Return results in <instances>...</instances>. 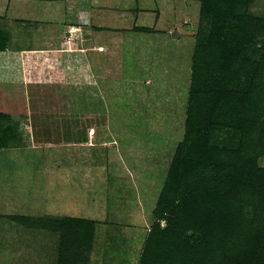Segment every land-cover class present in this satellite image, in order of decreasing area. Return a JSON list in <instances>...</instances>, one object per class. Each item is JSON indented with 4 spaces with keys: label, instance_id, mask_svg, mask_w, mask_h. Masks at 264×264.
<instances>
[{
    "label": "rangeland",
    "instance_id": "1",
    "mask_svg": "<svg viewBox=\"0 0 264 264\" xmlns=\"http://www.w3.org/2000/svg\"><path fill=\"white\" fill-rule=\"evenodd\" d=\"M99 1L96 17L76 24L92 0H0V264H59L62 237L49 228L65 219L81 221L91 242L78 244L77 264L241 263L256 245L251 208L222 229L182 224L172 199L210 173L174 192L170 175L203 145L226 160L250 146L246 164L264 169V151L253 157L259 137L264 150L263 103L250 131L231 108L234 92L260 89L247 70L264 62V0H212L210 12L211 0ZM216 7L231 18L228 32L244 25L239 57L248 63L233 59L230 72L208 56ZM196 60L212 89L200 109L191 97ZM212 93L225 96L216 113ZM248 172L238 196L251 199ZM213 185L203 188L209 207L221 191ZM258 244L264 264V236Z\"/></svg>",
    "mask_w": 264,
    "mask_h": 264
},
{
    "label": "trees",
    "instance_id": "2",
    "mask_svg": "<svg viewBox=\"0 0 264 264\" xmlns=\"http://www.w3.org/2000/svg\"><path fill=\"white\" fill-rule=\"evenodd\" d=\"M205 5V12H210V6H213L212 0L210 2L206 1ZM214 11V17L211 19V26L215 29L211 30H214L212 33L217 34L218 36H212V38L209 39L210 49L208 51V56H218L221 61H223L224 67H227L230 72L231 68L229 66L231 65L227 63L231 60H238L242 64L248 63L245 58L241 59L239 57L243 48L242 40L238 35V31L243 29L244 25L240 20H238L234 22L232 25L233 27L228 32L226 26L228 23H232L230 16L227 15L228 13L224 12V10L221 11V9L217 7ZM207 61L208 59L204 58L203 62L207 63ZM203 69L204 66L198 60H196L193 69L194 83L191 90V97L193 100H196V102H201L199 104V109L203 106L202 103L204 104L206 101L203 97V93L212 90L211 88L203 87L204 75L201 72ZM247 72H252V77L259 78L260 89L257 92L262 91L263 93L264 62L256 63L254 67L251 70H247ZM224 84H227V82L225 81ZM257 92L253 93L252 89H250L249 93L247 94L234 92L235 101L238 103L231 106L232 112H235V108L238 105L242 111L244 121L249 122L250 119L252 121L254 111L262 113V108L259 102L263 103L264 105V98L262 99V95L258 96ZM209 95L212 97L207 95L208 98L210 97V101L214 100L213 104L215 106L214 108H211V110L214 111L213 113H216V110H218L219 107L223 108L219 103L225 96H222L221 93H218V95H214L213 93ZM257 100H259V102H257ZM199 109L197 111H200ZM191 111L193 110L191 109ZM211 117L214 121L212 114ZM251 121L247 125L242 124L241 129L245 130L246 128V131H250L252 128L250 125ZM260 123L261 125L264 124V116L260 117ZM197 127L194 126L195 130L199 135L202 136V133L200 132L201 125L197 124ZM260 138L261 137H259L258 141L255 143H260ZM259 143L254 149L253 157L261 155L262 151H264L260 149L261 147H259ZM205 147L206 146L203 145L201 147V151H199V153H197L194 157L186 156V158L184 156L182 157V161H179L178 159L175 161L172 173L170 175L171 183L174 186L171 189V192L177 190L175 186L179 187V183H186V179L189 178V176H192V174L195 172H199L201 174L203 172L202 170L208 169L210 176L206 178L205 181L201 180V183L195 184L188 188L185 193H180V196L172 199L169 206L180 209L181 216L178 217L180 220L178 222L183 224L190 222L192 223L196 220V222H198L196 226L204 229H208L210 227L214 229L225 228L232 221L238 222L235 214H239L240 209L246 210V208H251V211L248 214L251 215V226H249V228L252 230L253 237L256 239L255 247L260 248L262 244L259 245L258 243L261 242L262 236H264V169L256 168L255 162H248L249 164H246L248 159L249 161H252L251 158H248L250 146L243 148L242 154L236 153V150H232L230 155H228L229 160H226V154L222 153L221 151L210 150L209 148ZM251 150L252 148L250 151ZM221 154L223 155L221 156ZM243 169L249 171L248 179H251V182L257 186L256 195L251 197V199L245 198V196H238L245 191V183H247L245 180L247 179V176L244 178V175L242 176L240 173L244 171ZM210 184H214L213 186L221 189L219 196L213 195L217 199V201L213 204V207H209L206 204L207 200L202 197V194L204 193L203 188ZM167 194L168 192L165 188L163 194L161 195L160 201H163L162 197ZM175 200L177 201L174 204ZM169 210L172 211V213H176V209L173 210L171 207H169ZM82 224L83 223L81 221L73 219H65L64 221L51 223V227L49 229L60 232L62 237L61 251L59 253V264H77L80 259V255L77 251L78 244L81 245L80 247L82 248H87L88 245H90V240L84 239V236L81 235L80 230H84L81 229ZM189 229L192 231V228ZM255 247L251 246L250 251H253V253L249 256H244L243 261L238 264H254L255 259H257L258 264H261V253L258 252ZM192 264L196 263L193 262Z\"/></svg>",
    "mask_w": 264,
    "mask_h": 264
},
{
    "label": "crops",
    "instance_id": "3",
    "mask_svg": "<svg viewBox=\"0 0 264 264\" xmlns=\"http://www.w3.org/2000/svg\"><path fill=\"white\" fill-rule=\"evenodd\" d=\"M100 5V6H99ZM96 7H97V9H98V11H99V8L101 7V3H100V1L99 0H92V4H91V9L89 8V10L87 11V12H83V10H79V11H77L76 12V24H78L77 22H79V21H83V20H85V19H87L88 18V16L90 17V18H92V17H96L95 16V10H97L96 9ZM93 9H95V10H93ZM141 11H142V9H145V7L144 6H141L140 8H139ZM149 11V10H148ZM167 11V10H166ZM142 13H144V12H142ZM163 16V15H162ZM165 16V15H164ZM161 21V20H160ZM163 21H165V18H164V20ZM75 28H78L79 30L80 29H82L83 27L81 26V27H75Z\"/></svg>",
    "mask_w": 264,
    "mask_h": 264
},
{
    "label": "bare ground",
    "instance_id": "4",
    "mask_svg": "<svg viewBox=\"0 0 264 264\" xmlns=\"http://www.w3.org/2000/svg\"><path fill=\"white\" fill-rule=\"evenodd\" d=\"M67 32V31H66Z\"/></svg>",
    "mask_w": 264,
    "mask_h": 264
},
{
    "label": "built area",
    "instance_id": "5",
    "mask_svg": "<svg viewBox=\"0 0 264 264\" xmlns=\"http://www.w3.org/2000/svg\"><path fill=\"white\" fill-rule=\"evenodd\" d=\"M84 21V20H83Z\"/></svg>",
    "mask_w": 264,
    "mask_h": 264
}]
</instances>
